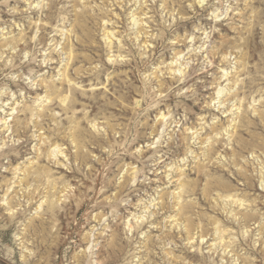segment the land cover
<instances>
[{"label": "rangeland", "instance_id": "rangeland-1", "mask_svg": "<svg viewBox=\"0 0 264 264\" xmlns=\"http://www.w3.org/2000/svg\"><path fill=\"white\" fill-rule=\"evenodd\" d=\"M0 264H264V0H0Z\"/></svg>", "mask_w": 264, "mask_h": 264}, {"label": "bare ground", "instance_id": "bare-ground-1", "mask_svg": "<svg viewBox=\"0 0 264 264\" xmlns=\"http://www.w3.org/2000/svg\"><path fill=\"white\" fill-rule=\"evenodd\" d=\"M109 36V35H108ZM18 42H22V40H14V42H13V44H18ZM17 48V47H16ZM13 51L14 50H16V49H12ZM73 55V54H72ZM3 56V55H2ZM71 55H69V57H70ZM68 67V66H67ZM65 75V74H64ZM12 110V109H11ZM24 110H26V109H24ZM13 111V110H12ZM23 114V113H22ZM163 118H164V116H163ZM7 122V121H6ZM6 125V124H5ZM17 136H18V134H17ZM213 151V150H212ZM212 151H210V152H212ZM209 156V155H208ZM177 170V169H176ZM29 171V170H28ZM26 177V176H25ZM24 180V179H23ZM27 181H25V183H26ZM221 187V186H220ZM245 217V216H244ZM250 219V218H249Z\"/></svg>", "mask_w": 264, "mask_h": 264}]
</instances>
